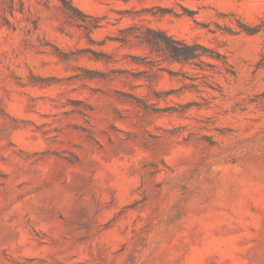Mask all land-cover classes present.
I'll use <instances>...</instances> for the list:
<instances>
[{
    "label": "rangeland",
    "instance_id": "obj_1",
    "mask_svg": "<svg viewBox=\"0 0 264 264\" xmlns=\"http://www.w3.org/2000/svg\"><path fill=\"white\" fill-rule=\"evenodd\" d=\"M72 2L0 0V264H264V0Z\"/></svg>",
    "mask_w": 264,
    "mask_h": 264
},
{
    "label": "trees",
    "instance_id": "obj_2",
    "mask_svg": "<svg viewBox=\"0 0 264 264\" xmlns=\"http://www.w3.org/2000/svg\"><path fill=\"white\" fill-rule=\"evenodd\" d=\"M63 8L70 18L76 19L78 16H85L72 0H62ZM92 26H97L93 24ZM243 30L248 34H256L264 29V19L255 25H242ZM141 42H145L151 52H162L166 60L177 62L183 65H190L195 69L204 70L206 65H212L208 58L228 65L226 56L216 49L208 47L200 42H188L185 39L177 38L168 34L164 30H156L148 27L146 34L140 37ZM192 77V80H195Z\"/></svg>",
    "mask_w": 264,
    "mask_h": 264
}]
</instances>
